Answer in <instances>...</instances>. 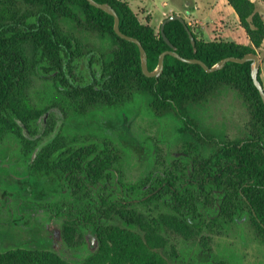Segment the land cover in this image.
Instances as JSON below:
<instances>
[{
    "label": "trees",
    "instance_id": "16d2710c",
    "mask_svg": "<svg viewBox=\"0 0 264 264\" xmlns=\"http://www.w3.org/2000/svg\"><path fill=\"white\" fill-rule=\"evenodd\" d=\"M95 1L112 6L119 17L120 31L141 42L147 67L153 70L159 54L170 49L160 29L155 33L152 25L140 23L125 1ZM227 2L249 45L203 41L185 21L195 41L193 47L185 24L173 19L164 24L163 31L175 52L184 58H197L208 67L224 57L255 52L264 40V20L256 2ZM27 3L0 0V140L11 139L17 144L18 157L26 162V189L38 186L44 191L43 199L61 195L65 185L76 188L85 180L92 185L101 180L102 187L97 191L80 192L71 200L48 205L68 222L66 243L72 241V233L79 237L86 228L100 236L97 249L83 264H170L145 216L127 215L121 208L129 197L123 190L119 191L121 195L110 194L109 180L104 179L111 175L109 166L119 167L131 156V149L122 146L119 153L114 147L112 155L103 150L95 154V149L71 144L72 134L82 135L86 126L93 134L107 135L105 125L112 123L115 112L140 103L151 115L170 117L178 123L180 152L186 154L172 156L173 162L166 169L140 176V204H161L169 208L170 219L186 227H194L205 218L223 226L245 219L253 240L263 241L264 143L252 138L242 144L238 140L220 145L212 134L202 131L194 113L195 105L229 86L251 105V118L264 131V105L250 76L251 61H228L220 69L206 72L197 63L166 54L161 74L149 77L141 70L137 45L115 34L112 15L87 0ZM60 20L83 36L94 35L99 46H81L72 35L62 34L57 29ZM22 44L28 48L25 52H20ZM29 64H33L38 77L46 79L47 87L38 105L24 110L12 96ZM258 79L261 82L259 71ZM25 203L20 209L29 210ZM111 217L120 224H106ZM77 241L76 236L75 244ZM45 249H26L20 242L0 252V264H66ZM200 252L194 264H212L205 262L209 251Z\"/></svg>",
    "mask_w": 264,
    "mask_h": 264
},
{
    "label": "rangeland",
    "instance_id": "374dc122",
    "mask_svg": "<svg viewBox=\"0 0 264 264\" xmlns=\"http://www.w3.org/2000/svg\"><path fill=\"white\" fill-rule=\"evenodd\" d=\"M27 1L31 2V0ZM126 1L139 22L152 25L155 33L158 32L164 18L176 13L190 25L198 39L201 37L200 26L195 20L189 19V14L195 9V0ZM251 1L256 2L257 12L264 20V0ZM201 2L206 7L214 5L212 11L214 17L219 16L229 21V26L225 30L227 36H233L237 32L230 22L229 5L226 0H201ZM206 22L204 36L209 40L213 26L209 22V17L206 18ZM57 29L62 34L75 37L80 41L81 46L91 44L99 46L100 42L94 35L83 36L65 21L60 20ZM26 50H28L27 46L22 44L20 52ZM255 52L260 57V64L262 63L259 74L264 88V43L262 48H257ZM46 87V79L38 77L33 64H29L12 99L18 107L28 110L38 105ZM250 110L251 105L237 90L224 86L207 101L195 105L194 113L201 123L202 131L220 140L224 139L225 134L227 141H238L252 134L261 136L264 143V131L252 120ZM117 118L118 130L115 136L120 137L132 148V156L126 158L119 167L112 166L114 170L119 171V184L129 197L125 202L126 206L121 209L127 215L145 216L153 227L154 238L163 246L161 252L164 258L170 264H194L200 258V251H209L210 257L205 262L212 264H264V240L261 242L253 240L245 219H238L237 224L232 222L228 226H223L211 224L205 218L194 227H186L170 219L169 208L153 202L140 204L142 194L137 192L140 176L149 175L155 169H166L168 164L173 162L172 156H180L179 152L182 148L177 135L178 123L170 117L151 115L141 103L120 112ZM153 149L154 154L151 156L150 151ZM0 160L6 163V165L0 163V252L13 249L23 242L26 249L46 248V253H53L66 264H83L84 260L97 249L100 236L94 233L90 242L88 238L90 232L86 228L79 237L72 233V241L66 243L64 234L69 227L68 222L64 216H56L48 205L53 201L60 203L65 199L71 200L80 192L88 193L91 190L89 186L82 185L72 190L65 188L61 195L43 199L44 191L38 186L34 187V190L26 189L29 183L26 179V162L18 157V146L13 140H0ZM7 164L11 166L10 174L6 169ZM5 191L10 195L9 198L4 197L3 193L7 194ZM24 202L29 208L24 213L27 215L30 212L31 215L20 218L17 213L22 215V212H18L17 206H21ZM5 204L8 206H3ZM11 216L14 218L12 222H10ZM105 223L120 224L119 220L113 217ZM76 236L77 244H75Z\"/></svg>",
    "mask_w": 264,
    "mask_h": 264
},
{
    "label": "water",
    "instance_id": "95a60500",
    "mask_svg": "<svg viewBox=\"0 0 264 264\" xmlns=\"http://www.w3.org/2000/svg\"><path fill=\"white\" fill-rule=\"evenodd\" d=\"M91 5L102 9L103 11L107 12L108 14L113 16V30L115 32V34L117 36H119L120 38H123L125 40L134 42L139 50V57H140V67L142 72L144 73V75L152 77V76H158L161 74V72L163 71V59L164 56L166 54H170L180 60H183L185 62L188 63H197L199 64L206 72H211L217 69H220L226 62L228 61H233V62H238V63H243L246 61H251V65H250V76L252 78L253 84L254 86L257 88L258 93L260 95L261 101L264 105V88L262 83L260 82V80L258 79V71H259V67H260V57L256 52H248L246 54H244L241 57H235V56H228V57H224L222 58L220 61H218L217 63H215L214 65L208 67L204 62H202L201 60L197 59V58H184L181 57L178 53L175 52V47L170 43V41L167 39V37L165 36V33L163 31V27L164 24L169 21V20H173V19H177L180 22L185 24V20L184 18L179 15V14H172L166 18H164L161 23H160V32L161 35L164 39V41L168 44L169 48L168 50H164L162 51L159 56H158V60H157V66L153 69V70H149L147 67V54L145 49L143 48L141 42L132 36L126 35L124 33H122L119 29V17L117 15V13L115 12V10L112 8V6L108 3H103V2H97L95 0H87ZM185 29L188 33L189 39L191 44L194 47L195 41L194 38L192 36V33L190 31V29L188 28V26L185 24ZM195 49V48H193ZM38 148H36L37 150ZM35 150V151H36ZM35 156V152L32 154V158ZM93 238V235H90V239Z\"/></svg>",
    "mask_w": 264,
    "mask_h": 264
},
{
    "label": "flooded vegetation",
    "instance_id": "af4514ba",
    "mask_svg": "<svg viewBox=\"0 0 264 264\" xmlns=\"http://www.w3.org/2000/svg\"><path fill=\"white\" fill-rule=\"evenodd\" d=\"M73 81H76V79L72 78ZM127 109V108H126ZM125 110V109H124ZM123 110V111H124ZM123 111H119L118 113L115 112L113 116V120H112V123H108V125H105V131H106V134L107 135H103V134H93L92 132L89 131V126H86V130L85 132L80 135V134H72V139H73V142L71 143L75 148L76 147H79V146H83V147H89L88 149H90L91 151H93L92 149H95V154H97L98 152H100L101 150H103L104 153H107V154H111L113 153L114 151V147L115 148H119V153H121V149L122 146H125L126 148H130L129 144H125L121 139L120 137H117L115 136L116 135V131L118 130V118L117 116H119V113L120 112H123ZM48 114H46L45 117H47ZM260 127V126H259ZM261 129V127H260ZM226 135V134H225ZM225 135H224V139L223 140H220L219 138H216L213 136V138L218 142V144L222 145V144H225V143H230V142H234V140H231V141H227L225 140ZM252 138H259L261 140V142H263V140L261 139V136L259 135H250L249 137L247 138H244V139H241V144L245 141V140H250ZM108 140V141H107ZM105 141H107V143H105ZM132 145V143H131ZM131 149V156H132V148ZM179 154L185 156L186 154L184 152H179ZM122 156V155H121ZM1 161V160H0ZM1 164H4L6 165V163H3V162H0ZM10 164H7L6 166V169L7 171L9 172L10 171ZM109 171L111 173V175L107 178L106 176L104 177V179H108L109 180V186L111 187V190H110V194L114 195V196H117V195H121L119 193L120 190H123L124 189L121 187V185L119 184V179H120V173L119 171H117L116 169L114 170V168L112 166H109ZM11 172H9L10 174ZM86 178L88 179V176L86 175ZM83 179H85V177L83 176ZM101 180L97 181L96 184L92 185L90 184L87 180H85V183L84 185H87L89 186V188L91 189L90 192L92 191H97L99 187H102V184L100 183ZM67 187V185H65L63 187V190ZM77 188V187H76ZM70 190L74 189V188H69ZM7 192V191H5ZM4 197H7L9 198L10 195L5 193ZM9 203V201H8ZM218 203V202H217ZM3 206H8V204L6 205H3ZM18 207V212H22V215L23 213L25 212L26 209H23L21 210L19 205L17 206ZM22 215H19V213H17V216H19L21 218ZM11 220H14V218L11 216ZM93 235V233H90L89 234V241L92 242V239H90V235ZM36 243H38V241H36Z\"/></svg>",
    "mask_w": 264,
    "mask_h": 264
},
{
    "label": "crops",
    "instance_id": "0c3cea01",
    "mask_svg": "<svg viewBox=\"0 0 264 264\" xmlns=\"http://www.w3.org/2000/svg\"><path fill=\"white\" fill-rule=\"evenodd\" d=\"M124 1H126V0H124ZM195 2H196L195 9L193 12H191L189 14L190 15L189 19L195 20L198 23V25L200 26V31H201L200 39H202L203 41H210V40L216 39V40H222V41H226V42H234V43L243 44V45H249L250 44L249 39H248L245 31L243 30V28L239 24V20H238L237 15L235 14L232 7L228 4L227 0H226V2L229 5V8H228L229 17L231 19V20L230 19L229 20H230V22L233 23V26L236 28V31H237L233 36H230V35L227 36L225 34V30L229 26V21L227 19H222L219 16L214 17V15L212 14V11L214 9V5L211 4V5L206 7L201 2V0H195ZM208 17H209V22L213 26V32H212V35L209 37V40H206L205 36H204V28L207 26L206 18H208ZM186 20H187V17H186ZM263 43H264V40H263L261 46L259 47V49L262 48ZM261 68H262V63L260 64V69ZM263 83H264V81H263Z\"/></svg>",
    "mask_w": 264,
    "mask_h": 264
}]
</instances>
